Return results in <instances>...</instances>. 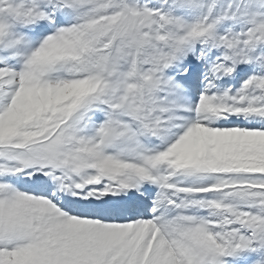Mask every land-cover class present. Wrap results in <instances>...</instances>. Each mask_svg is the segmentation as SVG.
I'll use <instances>...</instances> for the list:
<instances>
[{
	"label": "snow or ice",
	"instance_id": "1",
	"mask_svg": "<svg viewBox=\"0 0 264 264\" xmlns=\"http://www.w3.org/2000/svg\"><path fill=\"white\" fill-rule=\"evenodd\" d=\"M0 264H264V0H0Z\"/></svg>",
	"mask_w": 264,
	"mask_h": 264
}]
</instances>
